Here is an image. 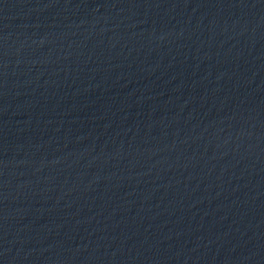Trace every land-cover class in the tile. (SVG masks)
Returning <instances> with one entry per match:
<instances>
[{"label": "water", "instance_id": "95a60500", "mask_svg": "<svg viewBox=\"0 0 264 264\" xmlns=\"http://www.w3.org/2000/svg\"><path fill=\"white\" fill-rule=\"evenodd\" d=\"M0 264H264V0H0Z\"/></svg>", "mask_w": 264, "mask_h": 264}]
</instances>
